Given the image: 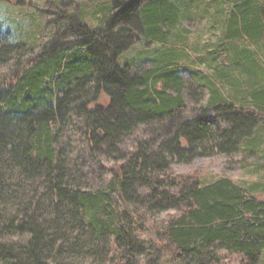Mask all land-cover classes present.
<instances>
[{"label":"trees","instance_id":"obj_1","mask_svg":"<svg viewBox=\"0 0 264 264\" xmlns=\"http://www.w3.org/2000/svg\"><path fill=\"white\" fill-rule=\"evenodd\" d=\"M191 3L79 2V20L62 10L67 27L26 59L32 48L12 43L0 25V65L12 59L10 73L0 71V264H257L264 198L227 176L177 177L170 165L199 155L200 136L217 118L227 123L214 136L220 153L263 133L264 77L256 78L257 61L249 56L245 66H228L253 76L247 90L239 76L220 71L217 51L197 57L214 69L201 75L216 116L180 123L172 115L185 107L180 56H147L144 69L116 61L141 38L164 43L178 35L172 30L180 32V16L198 12ZM227 5L221 24L230 34L264 28L263 1ZM89 13L100 26L83 21ZM218 79L231 93L218 88ZM243 93L252 108L224 99L240 103ZM100 157L115 162L101 166Z\"/></svg>","mask_w":264,"mask_h":264},{"label":"rangeland","instance_id":"obj_2","mask_svg":"<svg viewBox=\"0 0 264 264\" xmlns=\"http://www.w3.org/2000/svg\"><path fill=\"white\" fill-rule=\"evenodd\" d=\"M82 1L88 4L92 1L98 4H105L110 1L112 3V0H22V3L0 0V25L10 30V41L12 43H23L32 48V52H25L23 58L26 59L36 51L38 45L50 39L58 29L62 30L67 27L70 19H60L62 10H64L68 17L79 20V16L81 15L79 2ZM187 1L197 6L198 12L191 9V14L184 17L180 16L177 26L181 29L180 32L179 30H172V32H176L178 35H170L164 43L160 42V40L146 41L141 38L119 56L120 63H123L124 58L131 57L132 65L134 63L139 64L147 56L164 53L165 51H170L176 54L175 56H180L178 61L183 63L187 60L193 61L200 56H208L212 51H217L218 58L222 60L219 64L222 66L220 71H226L234 74L236 77L239 76L238 78L243 83L244 88L248 86L246 84L252 82L253 76L251 77V75L239 69L236 71L229 69L227 71L228 66L232 65L233 62L236 63L237 61V65L242 67L250 60L249 56L250 58L253 56L258 66H260L256 74L263 78L264 28H256L249 35L235 36L224 30L221 24V20L225 21L227 14H229L227 11L228 0ZM261 1L264 2V0ZM83 9L84 7L81 10ZM82 18L91 27L100 26L102 22L101 19L92 16L90 13ZM241 55H244L242 56L244 59L239 60ZM11 60L7 64L0 65L1 72L10 73L12 69ZM194 63L197 71L199 70L201 73L208 75V72L212 73L211 71H214L212 64L209 65L208 62L203 64L196 59ZM216 73L218 75V72ZM216 73L212 74L214 79H217ZM191 77L188 73H183L182 79L185 82L183 89L185 107L182 110L177 108L173 110L172 115L175 123H180L186 118L204 114L210 117L213 114V116H216L212 110V105L208 104V100H210L208 99L210 97L208 89L206 90L203 87L205 91H201L197 96H191L190 88L193 84L192 81H194L193 77ZM222 81L217 80V83H220L219 86H221L218 88H221L224 92L231 93V85L224 82V80ZM246 89L248 90L250 88ZM242 95L244 98L239 100L240 103L235 102L237 100L232 97H226L224 99L232 102L235 108L238 107V104L239 106L241 104L240 107L245 109L252 108L247 94L243 93ZM223 96L225 97V94ZM106 101L104 96L99 99L100 104H105ZM216 122V125L209 123L206 134L200 136L202 141L199 144L200 146H198L199 155L189 162L174 161L170 163L172 173L177 177H187L195 173L204 181L227 176L244 186L250 193L264 198V124L262 123L263 133H260L262 135L258 134L256 138L254 135L250 136L253 142L248 143H254V145L249 146L247 145L248 143L243 144L244 141L242 142L240 140L239 145L237 144L229 153H220L215 145L216 140L214 136L217 134L218 129L224 128L227 126V123L219 118H217ZM258 126H261V123L257 125L259 131L260 127ZM124 148H129L126 150L132 148L130 140L127 144H124ZM173 159L175 160V158ZM103 160L100 157L101 166H112L113 162H115L114 160L108 162H104ZM168 212H161L158 215L165 216ZM226 255L227 253L223 251L222 256L226 257ZM257 264H264V247L261 249Z\"/></svg>","mask_w":264,"mask_h":264},{"label":"crops","instance_id":"obj_3","mask_svg":"<svg viewBox=\"0 0 264 264\" xmlns=\"http://www.w3.org/2000/svg\"><path fill=\"white\" fill-rule=\"evenodd\" d=\"M83 2V1H82ZM194 60H187L186 62H180L178 61V66L180 68L181 71V76L183 77V73H188L190 75V73L192 72H197V74H195L193 76L194 81L191 88H190V94L191 96H197V94H200L201 91H205V88L207 90V87H205V76L201 75L204 73H199L196 69V67L194 66ZM213 69V68H212ZM206 75V74H205ZM208 75H210V72H208ZM192 78V77H191ZM161 84H158V86H160ZM205 87V88H203Z\"/></svg>","mask_w":264,"mask_h":264},{"label":"bare ground","instance_id":"obj_4","mask_svg":"<svg viewBox=\"0 0 264 264\" xmlns=\"http://www.w3.org/2000/svg\"><path fill=\"white\" fill-rule=\"evenodd\" d=\"M130 48V47H129ZM128 48V49H129ZM128 49H126V50H124L123 52H125V51H127ZM122 52V53H123ZM121 53V54H122ZM120 54V55H121ZM119 55V56H120ZM119 56L116 58V61H117V63L120 65V66H130V67H132L133 65L131 64V57H126V58H124V60H123V63H120V60H119ZM139 62V61H138ZM149 61L148 60H146V59H142L140 62H139V65H140V67L142 68V69H144V67H149V63H148ZM133 68V67H132ZM151 71V70H150ZM257 75V74H256ZM256 78H260L259 77V75H257L256 76Z\"/></svg>","mask_w":264,"mask_h":264}]
</instances>
